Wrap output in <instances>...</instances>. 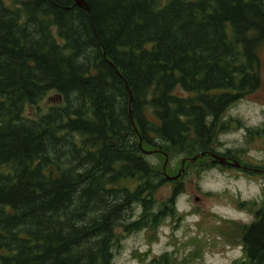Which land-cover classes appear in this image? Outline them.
Returning <instances> with one entry per match:
<instances>
[{
	"label": "trees",
	"instance_id": "obj_1",
	"mask_svg": "<svg viewBox=\"0 0 264 264\" xmlns=\"http://www.w3.org/2000/svg\"><path fill=\"white\" fill-rule=\"evenodd\" d=\"M86 2L0 0V264H112L183 190L144 149L198 156L187 168L234 157L222 116L261 86L264 0ZM254 216L234 264H264V200Z\"/></svg>",
	"mask_w": 264,
	"mask_h": 264
},
{
	"label": "rangeland",
	"instance_id": "obj_2",
	"mask_svg": "<svg viewBox=\"0 0 264 264\" xmlns=\"http://www.w3.org/2000/svg\"><path fill=\"white\" fill-rule=\"evenodd\" d=\"M259 55L261 86L225 111L222 119L227 126L219 133L216 146L217 151H229L254 167H264V46ZM59 101L58 95L50 92L41 100V109L45 111ZM25 114L38 113L28 106ZM163 155L149 154L147 159L164 166ZM181 158L168 159L169 169L173 170L170 175H179L175 180L183 184L175 197V211L156 225L127 233L114 250L112 264H229L244 257L239 227L253 220L255 209L264 200V175H248L215 163L187 168L186 162L194 161L187 158L183 165ZM166 172L169 173L167 168ZM174 185L169 180L159 187L153 212L162 210ZM140 213L141 206L135 204L130 219H137Z\"/></svg>",
	"mask_w": 264,
	"mask_h": 264
},
{
	"label": "water",
	"instance_id": "obj_3",
	"mask_svg": "<svg viewBox=\"0 0 264 264\" xmlns=\"http://www.w3.org/2000/svg\"><path fill=\"white\" fill-rule=\"evenodd\" d=\"M75 1H76V4L77 5H79L81 7H84L87 11H90L89 5L86 2V0H75ZM144 151L146 153H148V154H151L152 153V150H145L144 149ZM205 154H206V152H203L202 153V155H205ZM165 156H166V162L164 163V166H163L165 177L167 179H178L179 178V175H170V174H168L166 172V168H167V163H168L169 156H168V154H165ZM211 156H212V158L214 160H217V161H219L222 164L225 163V162H227V160H226L227 158L224 155H221V154H218L216 152H213L211 154ZM197 158H198V156H195V157L191 158L190 160L191 161H195ZM185 162H186V158L183 159V165L185 164ZM228 164H230V165H232L234 167H240L241 166L240 161L237 160V159H233V160L228 161ZM196 200H199V197H196Z\"/></svg>",
	"mask_w": 264,
	"mask_h": 264
},
{
	"label": "flooded vegetation",
	"instance_id": "obj_4",
	"mask_svg": "<svg viewBox=\"0 0 264 264\" xmlns=\"http://www.w3.org/2000/svg\"><path fill=\"white\" fill-rule=\"evenodd\" d=\"M225 157L227 158L226 160H227V162H225V163H216V164H218V165H220V166H222V167H225V168H236V169H238V170H240V171H242L243 173H245V174H248V175H251V174H255V173H257V174H263L264 175V167H254V166H250V165H247V164H244V163H242V162H240L241 163V166L240 167H234V166H232V165H230V164H228V161H230V160H233L234 159V157H232L231 155H225ZM139 218V217H138ZM137 218V219H138ZM254 218H255V216H254ZM254 218H253V220H254ZM252 220V221H253ZM251 221V222H252ZM250 223V222H249ZM245 224V223H244ZM243 224V225H244ZM238 235H239V237H240V233H238ZM241 238V237H240ZM241 247H242V250H243V256H245V246L243 245V244H241ZM244 258V257H243ZM240 260H242V259H235V261H232V262H230L229 264H234L235 262H239ZM242 263L244 262V260H242L241 261ZM241 263V264H242Z\"/></svg>",
	"mask_w": 264,
	"mask_h": 264
},
{
	"label": "bare ground",
	"instance_id": "obj_5",
	"mask_svg": "<svg viewBox=\"0 0 264 264\" xmlns=\"http://www.w3.org/2000/svg\"><path fill=\"white\" fill-rule=\"evenodd\" d=\"M156 149H158V148H156ZM162 154V153H161Z\"/></svg>",
	"mask_w": 264,
	"mask_h": 264
}]
</instances>
